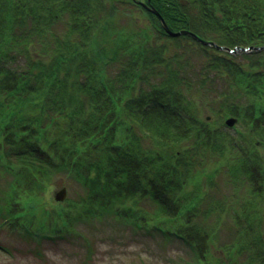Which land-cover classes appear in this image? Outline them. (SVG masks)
Segmentation results:
<instances>
[{
    "label": "trees",
    "instance_id": "obj_1",
    "mask_svg": "<svg viewBox=\"0 0 264 264\" xmlns=\"http://www.w3.org/2000/svg\"><path fill=\"white\" fill-rule=\"evenodd\" d=\"M119 1L0 0L1 217L39 244L118 222L180 240L188 264H264V0H144L224 51ZM59 177L71 195L49 207ZM218 177L245 196L218 208Z\"/></svg>",
    "mask_w": 264,
    "mask_h": 264
},
{
    "label": "rangeland",
    "instance_id": "obj_2",
    "mask_svg": "<svg viewBox=\"0 0 264 264\" xmlns=\"http://www.w3.org/2000/svg\"><path fill=\"white\" fill-rule=\"evenodd\" d=\"M119 2L145 3L149 7H153L144 0ZM144 8L151 12L147 7ZM115 19L120 25H126L127 16H125V14L121 13L117 15ZM165 32L171 36L166 30ZM219 47H222L223 51L226 50L223 46ZM257 48L262 47L240 48L238 51L236 48L232 50V52H230V49L228 51L230 53L242 51L249 52L252 50L257 51ZM205 115H208L207 117L210 119H212L211 116H214L212 111L205 113ZM237 123L238 122H236L235 126ZM235 126L227 127L232 129ZM239 126L242 129L244 128V125L240 124ZM232 132H234V130H232ZM1 172L0 169V189H2L10 179L8 174L5 172L1 174ZM66 179L64 177H59L54 181V184L49 187L47 192L43 195L45 205L48 204L49 207H54L66 202L71 195V190L67 186ZM217 181L225 185V191L223 192V190H221L224 194V198H220L219 201L216 200L218 208L220 204L226 200H231L233 197L245 196L243 194L246 185L237 189L232 186L233 181L231 179L221 181V178L218 177ZM63 187H67L68 195L63 202L57 201L55 199V193ZM240 197L239 199H241ZM4 206V194L0 191V207ZM218 208H215L216 211L213 213V216L208 218L209 221L207 222L211 223L214 221V218L219 213ZM11 219L12 217L3 219L0 215V264H188L189 261L192 263L194 262V260L191 259L196 260L195 251L180 240L167 242L159 235L155 236L153 233L150 235L147 231H145V233H138V231L133 230L132 227L127 229L118 222L97 226L80 223L72 232L59 233L55 238L44 237L39 244L37 240L25 236L19 232L18 228L15 229L13 225H10L8 222ZM4 223H7V225ZM221 232L222 233L219 234L220 237H216V240L225 241V239L229 237V233L225 227ZM85 237L94 241V248L90 259H86L88 247L85 242ZM217 251L214 249V253L219 255Z\"/></svg>",
    "mask_w": 264,
    "mask_h": 264
},
{
    "label": "water",
    "instance_id": "obj_3",
    "mask_svg": "<svg viewBox=\"0 0 264 264\" xmlns=\"http://www.w3.org/2000/svg\"><path fill=\"white\" fill-rule=\"evenodd\" d=\"M138 4H140V5L144 6V7H147L151 12H153L154 14H156V15L159 17V19H160V21H161L163 27L165 28V30H166L171 36L178 37V36L186 35V36H189V37L193 38L195 41L201 43L202 45H211V46L216 47L217 49H220V50L222 49V50H223L222 47H219L218 45H216V44L213 43V42H209V41L203 40L201 37H199L197 34L193 33V32L190 31V30H186V29H184V30H180V31H173V30H171V29L168 27V25H167L166 21L164 20V18L160 15V13H159L155 8H153V7H149V6L146 5L145 3H138ZM262 49H263V48H257L256 50H257V51H259V50L261 51ZM238 50H240V48H239V49L237 48V51H238ZM230 52H232V50H230ZM208 119H210V118H208ZM236 122H237V119L234 118V117H229V118H227V119L225 120V124H226L228 127H233V126H235ZM67 195H68L67 187H63L61 190L56 191V193H55V199H56L57 201H61V202H63V201L66 199Z\"/></svg>",
    "mask_w": 264,
    "mask_h": 264
}]
</instances>
